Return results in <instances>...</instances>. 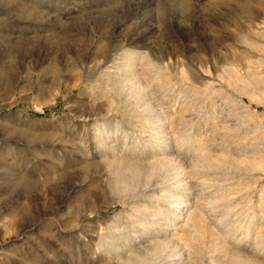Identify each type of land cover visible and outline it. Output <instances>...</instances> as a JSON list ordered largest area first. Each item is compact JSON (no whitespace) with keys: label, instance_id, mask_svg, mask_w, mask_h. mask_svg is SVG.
I'll list each match as a JSON object with an SVG mask.
<instances>
[{"label":"rangeland","instance_id":"obj_1","mask_svg":"<svg viewBox=\"0 0 264 264\" xmlns=\"http://www.w3.org/2000/svg\"><path fill=\"white\" fill-rule=\"evenodd\" d=\"M0 264H264V0H0Z\"/></svg>","mask_w":264,"mask_h":264},{"label":"bare ground","instance_id":"obj_2","mask_svg":"<svg viewBox=\"0 0 264 264\" xmlns=\"http://www.w3.org/2000/svg\"><path fill=\"white\" fill-rule=\"evenodd\" d=\"M59 39H60V42L58 43L59 44L58 46H64L66 41H68L69 43H73L72 36H69V35L62 34L61 37H59ZM104 51H105V49H104ZM14 182H15V180H14ZM14 184H15V187L17 189H20V190L25 191V192H30L33 189V186L26 180L20 181L18 179Z\"/></svg>","mask_w":264,"mask_h":264}]
</instances>
